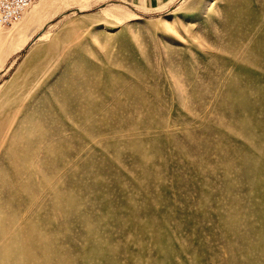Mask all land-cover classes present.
Masks as SVG:
<instances>
[{
  "label": "rangeland",
  "instance_id": "1",
  "mask_svg": "<svg viewBox=\"0 0 264 264\" xmlns=\"http://www.w3.org/2000/svg\"><path fill=\"white\" fill-rule=\"evenodd\" d=\"M0 33V68L28 40L0 264H264V0H38Z\"/></svg>",
  "mask_w": 264,
  "mask_h": 264
},
{
  "label": "crops",
  "instance_id": "2",
  "mask_svg": "<svg viewBox=\"0 0 264 264\" xmlns=\"http://www.w3.org/2000/svg\"><path fill=\"white\" fill-rule=\"evenodd\" d=\"M119 1L133 7L138 12L151 13V12L163 11L167 7L171 6L177 0H119ZM5 36L6 34L0 33V38L5 39ZM15 52H18V51H15ZM15 52H12V54H14ZM10 54L7 56V58H4L3 61L1 62L0 73H2V75L4 72H6V70H8L10 66L9 65L7 67L9 60L11 59V57H13V55L11 54L10 56Z\"/></svg>",
  "mask_w": 264,
  "mask_h": 264
},
{
  "label": "built area",
  "instance_id": "3",
  "mask_svg": "<svg viewBox=\"0 0 264 264\" xmlns=\"http://www.w3.org/2000/svg\"><path fill=\"white\" fill-rule=\"evenodd\" d=\"M38 0H0V25L7 26L18 20Z\"/></svg>",
  "mask_w": 264,
  "mask_h": 264
},
{
  "label": "bare ground",
  "instance_id": "4",
  "mask_svg": "<svg viewBox=\"0 0 264 264\" xmlns=\"http://www.w3.org/2000/svg\"><path fill=\"white\" fill-rule=\"evenodd\" d=\"M25 13H26V12H25ZM25 13H24V14H25ZM24 14H23V15H24ZM23 15H22V16H23ZM22 16H21V17H22ZM21 17H20V18H21ZM27 42H28V40H26L24 43L20 44L15 50H13V52H15V51H19V50L23 49V48L26 46ZM10 53H12V52H10Z\"/></svg>",
  "mask_w": 264,
  "mask_h": 264
}]
</instances>
